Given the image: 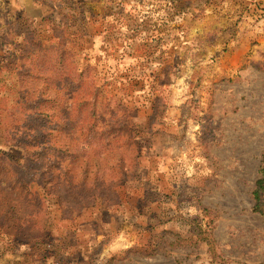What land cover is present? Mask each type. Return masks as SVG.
<instances>
[{
	"label": "rangeland",
	"instance_id": "obj_1",
	"mask_svg": "<svg viewBox=\"0 0 264 264\" xmlns=\"http://www.w3.org/2000/svg\"><path fill=\"white\" fill-rule=\"evenodd\" d=\"M263 154L264 0H0V264H264Z\"/></svg>",
	"mask_w": 264,
	"mask_h": 264
},
{
	"label": "trees",
	"instance_id": "obj_2",
	"mask_svg": "<svg viewBox=\"0 0 264 264\" xmlns=\"http://www.w3.org/2000/svg\"><path fill=\"white\" fill-rule=\"evenodd\" d=\"M34 58V60H32ZM32 62L35 63H39L41 60H39V56L37 55V52H34L32 54L31 57ZM36 102H35V106H32L28 111H26V113L24 114V112H19V114H21L23 116V119H21L24 122V125L27 127V121L31 120L32 118H38L37 115L39 114V109L38 107H41L43 104H45V99L42 96H38L36 97ZM37 114V115H35ZM26 127H22L21 129L23 130ZM57 128V132H59V134H61L62 132L60 131L59 127ZM43 130V129H42ZM32 132H34V129L31 128H27V130L25 131L24 135H29ZM35 133L37 134L38 137H44V133L40 130L35 131ZM95 134H98L97 132H93V130H91L90 135H87V139L85 140V142L83 143V147L81 148V152H85L86 149L92 144V140ZM26 144H16L15 147L17 148H22V146H25ZM43 151H45V148H41L39 153H43ZM38 154V153H37ZM34 154V155H37ZM77 154V153H76ZM44 160V159H43ZM73 160V158L71 159ZM18 165V164H17ZM19 170L23 171L26 175L28 170H30V165H18L17 166ZM260 174H261V178L259 180H257L256 182V190L254 191V200H255V204H254V211L257 212H262L260 210L261 208V201H260V197H259V190L262 188V185L264 183V154L262 157V161H261V168H260ZM96 189V188H95ZM75 200L77 202L78 205H81L82 207H85L89 204H93L96 201V195L93 192L90 193H86V192H81L80 194L75 195Z\"/></svg>",
	"mask_w": 264,
	"mask_h": 264
}]
</instances>
